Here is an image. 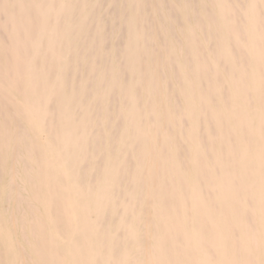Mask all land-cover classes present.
I'll return each mask as SVG.
<instances>
[{
    "label": "bare ground",
    "instance_id": "obj_1",
    "mask_svg": "<svg viewBox=\"0 0 264 264\" xmlns=\"http://www.w3.org/2000/svg\"><path fill=\"white\" fill-rule=\"evenodd\" d=\"M0 264H264V0H0Z\"/></svg>",
    "mask_w": 264,
    "mask_h": 264
}]
</instances>
